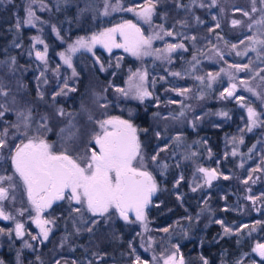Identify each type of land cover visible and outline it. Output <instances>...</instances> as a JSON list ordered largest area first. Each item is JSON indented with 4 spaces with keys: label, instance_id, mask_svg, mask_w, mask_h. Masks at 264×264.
Segmentation results:
<instances>
[{
    "label": "trees",
    "instance_id": "16d2710c",
    "mask_svg": "<svg viewBox=\"0 0 264 264\" xmlns=\"http://www.w3.org/2000/svg\"><path fill=\"white\" fill-rule=\"evenodd\" d=\"M99 1L14 0V3L5 5L0 0V60L3 63L11 62L9 68L14 72V77L19 78L22 85L20 96L22 102L24 101L27 104L36 103L35 107L37 109H43L42 106H39L42 104H49L52 107L55 104L62 109L69 107L74 112L78 109L80 102L85 99V94L92 84H96V87L100 88L103 92L123 87L127 74H130L137 66L135 60L124 51L114 50L109 55H104L105 52L98 51L99 55L103 54L101 55V59L106 64L111 63L109 66L106 65V74L99 73L94 65L87 64L88 57L83 59L77 58V62L84 63L86 66L83 64L80 66L79 63H76L73 66L75 75L70 71L67 73V69L64 67L55 70V65L58 63L56 52L61 47L58 46L56 36L52 33L53 28H44L45 32L42 34L44 44L48 47V65L43 67L36 65V70L34 64L37 62V59L28 57V52L31 50L32 37L37 35L36 29L26 27L22 23L24 6L28 2L34 5L35 10H37L38 19H42L44 22L50 17L59 36L64 38L72 36L75 33L83 35L91 32V30H99L103 27L102 24L107 26L105 23L123 22L130 19L131 12L119 10L120 8L141 7L144 3L147 4L146 2H148V0H110L111 2H116L118 10L113 11L110 17L105 19V17L99 18L95 11L94 6H99ZM251 1L215 0V3H213V0H151L155 5L154 23L151 22L160 26L165 32H171L173 35V39L170 38L172 35H166L164 44L171 41L174 44L179 43L184 45V51L174 55L170 70L179 71L182 67L190 69L194 62V57L197 61L195 69L207 64H209V70L215 68V65L211 62L214 59L212 56L214 55V51L211 50V46L214 48H220L222 45L227 46V52L223 60L235 63L233 50L236 48H233L232 45L243 41L244 38L249 36L250 31L247 28L249 24L240 25V23L233 25L232 18L235 17L246 23V16L239 13V10L243 9L248 12ZM257 1L260 7V0ZM84 8H88L89 10H83ZM193 37L197 39V45H195ZM208 42L209 61L202 55L205 48H202V46H208ZM263 56L264 49L262 51ZM244 57L245 55H241L240 60H246ZM101 65L103 66V63ZM148 66L150 76H155V79L152 81L153 96L143 103L134 105L133 109L142 130L139 133V139L142 146L145 145L147 148L145 154L147 153L146 155H148L150 162H153L151 163V168L153 169L151 174L156 175L157 182H159L158 179L160 182L163 179L162 183L159 182V198L157 197L151 208L147 210L148 218L151 219L150 225L155 231L157 230L154 232V235L160 237L162 230L165 228L173 230L175 225L183 221L185 224L183 227L184 234H191L192 237L188 242L184 241L181 245L183 254H186L188 257L187 261L191 262L185 264H204V261H207L208 264H237L239 261H242V263L238 264H264L263 259L254 256L250 252V246L241 232L227 235L223 231L222 225L217 222L222 221L223 224L235 225L236 228H240V226L248 224L251 221L246 212L256 217L254 209H252L253 205L246 197V185L244 184L245 165L242 166L240 162L241 157L237 158L236 155L231 154L228 156L227 154L229 150L228 137L236 136L237 131H234L233 127L228 126L224 120L215 114L209 118L206 117L207 113H205V109L207 104L200 108L199 106L195 107L194 111H197L196 115L198 114L200 117L202 114L200 123L194 127L196 130L184 132L182 127L174 130L167 125H162L159 122L162 119L161 115L166 116L164 121L170 122L173 117L181 114V106L187 104V98L182 100L180 97L184 93L181 95V90L173 89V85L181 84L188 87V83L186 81L181 82L182 80L175 76H169L166 69L159 64L154 65L151 63ZM262 68V74H264V63ZM66 74H69V80L66 78ZM41 75L44 76L45 80L49 76L56 85V87L48 89L46 91L47 94L42 98L35 93L33 87V81L35 82V78ZM63 84L73 87L75 90L73 94L75 95L62 93L56 98L48 96L57 91L58 86ZM244 93H249V91ZM217 94L218 92L214 90L209 95V113H214L218 107L223 110L230 109L236 117H240L241 113H237L236 109H233L231 101L227 98L225 99L226 102H224L222 100L224 98ZM107 97L109 104L114 102L119 108H127L123 101L116 98L110 99V94ZM197 100L193 99L191 104L194 105V102ZM38 101L39 103H37ZM40 101H44V103ZM1 103L2 101L0 100V113L2 109ZM109 106V109L114 108L113 105ZM192 113L189 110V114ZM77 117L83 119L85 127L95 129L94 124L97 116L90 113L83 116L77 114ZM10 122V119L6 116H0V128L2 125H8ZM234 124L237 126L241 125L240 122L236 123V121ZM154 130L155 134L153 133ZM162 132L165 135L164 137H162ZM157 133H159V136ZM175 135L182 136L184 144L187 146H193L191 147L192 154H189L191 151L185 156L172 153L175 149ZM250 141L249 138L246 139L239 150H242L241 152L244 151V155H242L243 159L245 157L246 159L251 158V149L247 148V144ZM164 144L166 148L162 147ZM257 147L253 150L254 152L258 150ZM167 150L168 153H166ZM153 156H156L155 161L152 160ZM162 157L165 158L161 159ZM161 160L164 167L159 165L161 164ZM207 163H209V167L217 170L219 174L218 178L209 186L207 191H193L191 185L195 175H197V170ZM251 165L261 168V180L264 183L263 163L250 162L249 166ZM160 171H162V175L158 176ZM257 191L264 194V189L261 187ZM206 202H209L213 208L212 214L214 215V217L209 218V225L207 227L204 225L208 223L204 222L208 220V217L202 214V208ZM225 204H229V206L225 208ZM234 205L237 208L241 205L242 210L246 208V211L239 213V211L233 209ZM260 210L262 213L257 216H259V220H262L264 219V209L260 207ZM179 218L182 220L178 221ZM124 226L125 223L117 217L116 225L113 229H109V231L102 229V232H99L101 234L96 233L91 237L89 242L81 241V248H72L71 246L69 260L72 259L73 261H80L82 263H34L28 252L21 254L19 259L16 253L14 254L12 260H18L20 263L2 264H133L137 257V252L142 250L140 246L141 240L137 229L128 231ZM112 230L113 232H111ZM193 230L194 232L192 233ZM96 238H99L101 247L95 245V243H98ZM180 239H182V236L176 235L172 240L177 244L180 243ZM84 246H86V249L82 248ZM87 248H90V250ZM44 254H47V252H43L40 257H44ZM126 255L127 257L125 258ZM138 257L143 258V255ZM198 257L200 260L196 261L195 259ZM242 259L245 260L243 261ZM246 259H250V262L243 263Z\"/></svg>",
    "mask_w": 264,
    "mask_h": 264
},
{
    "label": "rangeland",
    "instance_id": "374dc122",
    "mask_svg": "<svg viewBox=\"0 0 264 264\" xmlns=\"http://www.w3.org/2000/svg\"><path fill=\"white\" fill-rule=\"evenodd\" d=\"M2 1H3V4H5V5L9 4V3H14V0H2ZM107 3H108V14L107 15L104 14L106 0H100L98 2L99 6H94L95 11L97 12L99 18H102V17H105V19L109 18L113 12V6L117 7V4H115L116 2H111L110 0H107ZM146 3H148V2H146ZM258 4L259 3L256 0L255 7L257 8V11L253 12L252 11L253 0L251 1L250 5H249L250 10L248 11L249 15L246 16V19H245L246 23L244 21L242 22V21L238 20L235 17L232 18V20L240 21V23H241V24L239 23L240 25H246V24L251 25V28L249 26H247L248 31H250L249 36L244 38L243 43H241V42L237 43L236 49H234V50L232 49L233 55H234V60H236L235 63L227 62V61L223 60L225 55H226L225 53L227 52V46H224V45H222L220 48L219 47L214 48L213 46H211V50L214 51V55H212L214 57V59L211 62L213 63V65H215L214 66L215 68H212L210 70H209V64H207L203 67H198L197 69H195V65L197 63L196 59L193 60L194 62L191 65L190 69H184L186 67H182L181 69H179V71L170 70V65L173 61L174 55L176 53H179V52L182 53L184 51L183 48H179V47L171 53L162 52V53L157 54V53L153 52L152 55L142 56V57H136V56H133L130 52H126V54H128L129 56H131L135 60L137 66H136V69H134L130 72V74H127V76L125 78L124 85L122 88L126 89V90L128 89V87H129L128 81H129V77L132 75V73H134V72H146L147 78H146V81L144 83V86L147 88V90L149 92L152 93V95L150 97H146L143 101H140L139 99L133 98L134 93H130L129 96L125 97L124 95H122L121 93L116 91L117 88L110 89L109 91L103 92L100 88L96 87V84H92V86L88 88V92L85 94V96H86L85 99L82 102H80V104L78 105V109H76V111H74V112H72L69 107L62 109L60 107H57L55 104L53 107L50 106L49 104H42L39 106H42L43 109H37L35 107L36 103L27 104V103H24V101L23 102L21 101L20 96L22 93V89H21L22 85L20 83L19 78L14 77V75H15L14 72L9 68V66H11V62L10 63H7V62L3 63L0 60V100L2 101L1 113H3L2 116H6L11 121L8 125H2V127L0 128V138L5 139L7 142L6 146L3 149H0V163H2L3 157H5L7 160L10 159L11 154L15 151L16 145H19L22 142L26 143L27 139L31 136H34V135L43 136L49 143L53 144L55 151H62L65 148H67L71 151L72 154H75V156L76 155L83 156L86 151H90L91 148L94 146V141L92 138L95 135V133L99 131V126H98L97 121L107 119L108 117H119L120 119L130 120V122L134 126L137 127V129H138L137 134L139 137V133L142 130H141L139 122L137 121V116L135 115V110L133 109V107H134V105L143 103L146 100H149L152 98V96H153L152 81L155 79V76H150L148 65L151 63H153L154 65L159 64V65L163 66L164 69H166V71L169 73V76H175L176 78L181 79L182 80L181 82L186 81L188 83V87L180 84V85H173V87H174L173 89L181 90V91L184 89H189V91L184 92V95L181 94L182 96H180L182 100H184V98H187V100H186L187 104L182 105L181 109H180V113H183V114L182 115L179 114L177 117H173L170 122L164 121L166 116L161 115L162 119L160 120V118H159V120H160L159 122L162 125H167L169 128H172L174 130H177V129L182 127V129H184V132L196 130L194 127L200 123L202 114L200 117L198 116V114L196 115L197 111H194L195 107L199 106V108H200V107H203L205 104H207L206 109H205V113H207L206 117L209 118V117L213 116V114H215L220 119L224 120L228 126L233 127L234 131H237L236 136H229L228 137L227 143L229 145V150H228L227 154L229 156V155H231V154L233 155V153H235L237 158L241 157L240 162L242 163V166L245 165L244 184L246 185L245 186L246 187V194H247L246 197H247V199L250 200V203H252V205H253L252 209H254L253 211H254V214L256 215V217L253 216L251 213L247 214V212H246V215L249 216L251 221L248 224L240 226V228H236L235 225H229L226 223H224V224L220 223V224L222 225L223 229H225V228L230 229V232L226 233L227 235H232V234H236L238 232H241L243 234L244 238H246V241L250 246V250H251L250 252H252V254L254 256L264 260V258L260 257L258 252L254 251L257 244H264V237H263L264 219L259 220L260 218H259V216H257V215H261V213H262V211L260 210V207H262L264 209V194H261V192L257 191L260 187L264 189V183H262V180H261L262 170H261V168H259V166H255V167H253L252 165L249 166L250 162H256V163L262 162L264 165V118H263L264 117V74H262V71H263L262 66L264 63V59H263L264 56L262 57V51L264 49V46H261L258 44L252 45L248 39L249 37H254L256 39H264V27L255 23V21L260 20L262 17H264V4L260 3V7ZM145 5L146 4L144 3V5L141 7L133 8V9H135V11H132L130 19H127L125 21H131L132 23L136 24L141 29V31L143 32V34L145 36H152V35L159 34L161 37H163L162 39H154L153 40V42H152L153 49L163 50L166 48V46L168 44H174L171 41L164 44V38L166 36L164 34L165 31L162 30V28L160 26L153 24L154 23L153 22L154 12H153V15L151 18V21L153 23L151 21L145 22L144 19H142L141 17H139L137 15V12H139L140 9L142 7H144ZM29 9H31L32 13L34 14L32 17V23L31 24L26 23V20L29 18L28 17ZM117 9H118V7H117ZM83 10L87 11L89 9L84 8ZM244 12H246V11L243 9L239 10V13H241V14H243ZM125 21L119 22V23L109 22L111 24L105 23L107 26L102 24L103 27H101V29H99V30H91V32H87L83 35H79L78 33H75L72 35L73 37L68 36V37L64 38V37L59 36L57 30L54 28V24L50 20V17H49V19L45 20L44 22L42 21V19L41 20L38 19L37 10H35L34 5H32L31 3L28 2L26 4V6H24L22 23L26 27H33L37 31V35H34V37H32L33 39L31 40V48H30L31 50L28 52V57H30V58L34 57V59L36 60L37 59V56H36L37 52H45V44H44V41L42 39L43 38L42 34L45 32L44 28L49 27V28H53L52 33H54V35L56 36L58 46L61 47L59 49V51L56 52V55L58 57L57 58L58 63H57V65H55L56 66L55 70H57L58 68L60 69V67H64L67 69V73H69V71L73 72L74 71L73 66L76 63H79V62H77V58L83 59L85 57L86 58L88 57L90 60L88 59L87 64H90L91 66L94 65L96 70L99 71V73L106 74L107 73V69H106L107 66L106 65L109 66V65H111V63L106 64L104 62V60L101 59V55H103V54L99 55L98 51L99 52L100 51L105 52L104 55H107V54L109 55L110 52L108 51V49L103 47L102 44H99V43L95 44L94 46H92L91 51H89L87 48H80L75 53H68L69 46L75 44V42L79 38H84L85 40H89L94 34H99L100 32H103L105 29L115 27L116 25L122 24ZM77 25H81V24H77ZM37 27H39V28H37ZM40 31H42V33H40ZM170 38L173 39V35ZM117 40H118V42H120L119 36L117 37ZM39 41H43V43H40ZM194 43H195V45H197V39L196 38H195ZM175 44L179 45V43H175ZM207 45L208 46H202V48L205 47L203 49L204 53H202V55H204L209 61V57H208L209 56V42ZM253 47L256 48V51L251 50ZM114 50L124 51L123 48H112L111 52ZM237 52H240V53L246 52L247 54L244 57V59H246V60L241 61L240 60L241 55H237ZM61 53L71 55V67H69L67 64L64 63V60L62 59V57L60 55ZM48 56H49V53H48V47H47L45 59L44 60L37 59V62L34 64L36 70H37L36 65H39L40 67L48 65V63H49L47 61ZM101 63H103V66L101 65ZM82 64L84 65V63H79L80 66ZM235 64H241V65L249 64L250 69L246 70V71L237 72L235 70V68L230 67L231 65H235ZM84 66H86V65H84ZM42 71H44V70H42ZM172 73H179V75H173ZM209 73H211L216 78L214 80L209 79V76H208ZM217 73H219V75H217ZM229 75L233 76L234 79L230 80ZM197 77H203L204 79H203V81H201V80H198ZM66 78L69 80V74H66ZM241 81H244V83L242 84ZM33 83H34L33 87H34L35 93L41 98L45 97V95L47 94L46 91L48 89H51L52 87H56L53 80L51 78H49V76H48L47 80H45L44 76H42V75L38 76L35 78V82L33 81ZM232 83H235L237 85V88H236V91L234 93V96L233 97H227V98L229 101H231L230 103H231L233 109H236L237 113H241L240 117L239 116L236 117L230 109H224L223 110L222 108L220 109L218 107L216 108V111L214 113H212V112L209 113V108H208L209 97H210L209 95H211L214 90L218 92L217 95H221V93L224 92L225 89L228 88L230 86V84H232ZM65 85L66 84L58 86L57 91L49 94L48 96H51L52 98H56L58 96V93H60V94L67 93L68 95H69V93L71 95L73 93H75V90H73L74 89L73 87H71V86L65 87ZM248 88H252L256 94H253V92L244 93V92L248 91L247 90ZM3 93H7V95H4ZM109 94L111 95L110 99L116 98L117 100L123 101L126 104L127 108H119L116 105V103H114V102L109 104V102L107 101V100H109L107 97V96H109ZM73 95H75V94H73ZM236 97H243L244 99L243 100H237ZM222 98H224L222 100H224V102H226L225 99H227V98H225V97H222ZM193 99H198L196 102H194V105L191 104ZM200 99H204V100H200ZM40 102L44 103V101H40ZM37 103H39V101ZM109 105H113L115 109L114 108L109 109L110 108ZM46 106H48V107L46 108ZM249 106L252 107L257 112V123L255 126H251L249 119H248L247 108ZM189 110L193 113L189 114ZM61 111L63 112L62 115H61ZM29 112L31 113V117H30L29 121L27 122L28 126L25 127V121H24L23 117L21 116V113H23L24 115H28ZM90 113L97 116V119L95 122L96 125L94 124L95 129H88L87 127H85L83 125V119H79L77 117V114H79L80 116H83V115H88ZM222 113H227V115H222ZM55 117H57L59 119H56ZM206 117H205V119L207 120ZM238 118H239V120H238ZM60 120H62V121H60ZM235 121H236V123L240 122L241 125H238V126L235 125L234 124ZM42 125H46L47 129L42 127ZM250 126L252 128L251 131L248 130V128ZM5 130L7 131L6 136H4ZM25 133H27V135H25ZM153 133L155 134V130ZM164 136L165 135L162 132V137H164ZM69 137H71V138L69 139ZM248 138L251 140L247 144V148L251 149V152H250L251 158L246 159V157H245L243 159L242 155H244L243 154L244 151L241 152L242 150L241 151H239V150L241 149L242 143H244L246 141V139H248ZM174 139H175V149L172 151V153H174L176 155L185 156V155H188L189 151H191L189 154H192L193 151H192L191 147H193V146H187L186 144H184V141H183L184 139L182 138V136L175 135ZM235 139H237V140H235ZM140 143H141V140H140ZM192 145H195V144H192ZM256 146H258L257 147L258 150H256L254 152L253 150L255 149ZM162 147H165V144ZM141 148H142V153H143L144 158H145L144 163L146 165V168L149 172H151L153 170L151 168V166H152L151 163H153V162H150L148 155H146L147 153L145 154V151L147 152L146 146L145 145L142 146V144H141ZM187 149H190V150L187 151ZM168 150L166 151V153H168ZM164 158L165 157H162L161 159H164ZM208 164L209 163H207L205 166L198 168L197 175H195V177L192 181V185H191L192 189L199 190L201 192H203V191L205 192V191H207L209 186H211L215 182V180H217L218 175H219L217 170L215 168L209 167ZM159 165L160 166L164 165V164H162V160H161V164H159ZM200 168H205V169H209V170H212V169L216 170L217 177H216V179L211 181L210 185L205 182L204 173L199 171ZM152 175L156 181L157 180L156 175L153 173H152ZM161 175H162V171L159 172L158 176H161ZM158 181L160 182L159 179H158ZM162 181H163V179H161L160 183H162ZM159 182L156 181L157 191L153 194V203L157 197L159 198L158 195H160L159 194V189H160V183ZM8 183H10L9 180H8ZM13 189H14L15 194H14V198H13L14 201L12 200V202L10 204L12 206V208H14L15 204L17 203V200H16L17 193H16L14 182H13ZM1 202H3V201H0V207H2L4 205ZM235 205H236V203H235ZM235 205H234L233 209H236L237 211H239V213H244L246 211V208H244L242 210L241 205L239 208L235 207ZM209 206H210L209 202H206L202 208L203 209L202 214L205 215L206 217H208V220L206 222H204V223H208V224L204 225L206 227L209 225V218L214 217V215L212 214L213 208L211 206L210 207ZM228 206H229V204H225V208ZM147 210H145V214H146V220L145 221L141 222V221L136 220L135 215H134V216L129 218L128 222H126L125 226H124V228L128 231H131L133 229H137L139 232V238L141 240L140 246L143 250V252H142V250H140V252H137L138 253L137 257L140 255H143V258H139L140 261L141 262L146 261L147 264H164V261L170 255L175 253L177 261L182 258L184 261V264L187 262L191 263V262L187 261L188 257L186 256V254H183L182 249H181V245L184 243V241L188 242L189 239L192 238L191 234H189V235L184 234L185 232H183V227L185 226V224L183 221H180L182 219L181 218L178 219V221H180V222H179V224L174 226L173 230L168 229L167 232L162 230L160 237H156L154 235V232H156L157 230L155 231L151 227V225H150L151 219L148 218L149 216H148ZM80 218H82L81 215H80ZM111 222L112 221H110L109 218L105 219V221L103 222L104 225H102L101 229H103L104 231L105 230L109 231V229H113L114 221L112 223ZM105 223H106V225H105ZM107 224H110L111 227L107 226ZM101 229L100 228L96 229L95 230L96 233L98 234L99 232H102ZM12 231H13L12 235L0 233V251L3 248V244H4L5 240H7V241L11 240L13 243L16 244V238H15V236H17L16 235V226H15L14 230H12ZM111 232H113V230ZM193 232H194V230L192 231V233ZM100 234L101 233H99V235ZM176 235L182 236V239H180V243H177V244H175L172 240L173 237ZM76 236L79 238V235H76ZM90 236L91 235H89L88 238ZM93 236L94 235H92V237ZM84 237H85V235H84ZM81 238H83V236ZM96 239L98 240V243H95V245L101 247V243L99 242V238H96ZM26 244H28V243H22L19 247H17L15 249L13 254L16 253V256L18 259L20 258V255L24 253V251L30 249V247H27ZM186 244H188V243H186ZM12 246L14 247V244H12ZM85 247L86 246H84L82 248L86 249ZM61 249H62V247H60V250ZM87 249L90 250V248H87ZM16 250H18V251L16 252ZM42 254H43V252L41 253V255ZM126 257H127V255L125 256V258ZM136 258H135L133 264H136ZM42 259H45V255ZM195 260L198 261V260H200V258L198 257ZM242 260L244 261L245 259H242ZM249 260L250 259H246V261L243 263H248V262H250ZM0 262L6 263L2 259H0ZM76 262L82 263L80 261H73L72 259L69 260V263H76ZM240 262L242 263V261H239V262H237V264ZM13 263H20V262L18 260H16V261L13 260ZM29 263H31V262H29ZM38 263H40V262H38ZM42 263H44V262H42ZM83 263H85V262H83ZM225 263H227V262H225Z\"/></svg>",
    "mask_w": 264,
    "mask_h": 264
},
{
    "label": "snow or ice",
    "instance_id": "6c2138e0",
    "mask_svg": "<svg viewBox=\"0 0 264 264\" xmlns=\"http://www.w3.org/2000/svg\"><path fill=\"white\" fill-rule=\"evenodd\" d=\"M213 3H215V0H213ZM255 3L256 0H253V12L257 11ZM260 3L264 4V0H260ZM154 8L155 5L151 0H148V3L137 12V15L144 19L145 22H150ZM115 10L118 9L113 6V11ZM119 10L135 11L133 8H120ZM104 14H108L107 0ZM33 15L31 9H29V18L26 23H32ZM243 15L248 16L249 13L244 12ZM232 23L237 25L240 21L233 20ZM255 23L264 27V17L255 21ZM249 27L251 28V25ZM164 34L172 35L171 32H165ZM118 36L120 42L117 40ZM162 38L159 34L145 36L136 24L131 21H125L115 27L105 29L99 34H94L89 40L84 38L77 39L75 44L69 46L68 53H75L80 48H87L91 51L92 46L97 43L102 44L109 52H111L112 48H123L125 52H130L136 57L152 55L153 52L157 54L162 52L171 53L178 47H184L183 44H168L163 50L153 49V40ZM248 39L252 45L264 46V39H256L254 37H249ZM39 42L43 43V41ZM232 47L236 48L237 46L232 45ZM251 50L256 51V48L253 47ZM46 51L47 46H45V52H37V59L44 60ZM246 54V52H237V55ZM60 55L64 63L71 67V55L65 53ZM230 67L235 68L237 72L250 69L249 64H235ZM73 74L75 75V71H73ZM172 74L179 75V73ZM208 76L211 80L216 78L211 73ZM146 78V72H134L129 77L128 89L117 88L116 91L125 97L129 96L130 93H134L133 98L143 101L146 97L152 95L144 86ZM197 79L203 81L204 78L197 77ZM229 79H234V77L229 75ZM241 83L243 84L244 81H241ZM236 88L237 85L235 83L230 84L221 93V96L225 98L233 97ZM247 90L256 94L252 88ZM187 91L189 89H184L180 94ZM3 94L7 95V93ZM236 99L243 100L244 98L236 97ZM247 111L250 125L255 126L257 123V112L250 106ZM62 114L63 112L61 111ZM0 115H3V113H0ZM222 115H227V113H222ZM21 116L25 121V127H27L31 113L29 112L28 115L21 113ZM97 123L99 131L92 138L94 146L90 151H86L83 156H74L67 148L62 151H55L53 144L49 143L41 135L31 136L26 143L22 142L16 145L15 151L11 154L10 158L14 172L19 176L26 188L28 200L36 212L34 222L40 228L44 239L48 238L50 231L45 225L52 221L42 219L41 214L50 208L54 202L61 200H67L70 203L75 202V204L80 205V207L74 209L78 213L83 208L93 216L108 217L112 211H115L119 213L121 218L128 221L129 213L132 212L135 214L136 220L141 222L146 220L145 209L151 203V198L157 191V184L144 163L145 158L137 134V127L130 120L120 119L119 117H108L97 121ZM251 126L248 128L249 131L252 130ZM42 127L47 129L46 125H42ZM6 135L7 131L5 130L4 136ZM157 135L159 136V133ZM6 143L5 139L0 138V149H3ZM152 160L155 161L156 156H153ZM199 171L204 173L205 182L209 185L217 177L215 169L200 168ZM5 179L12 180V177L0 176V181ZM7 198L8 189L0 186V201ZM0 218L5 220L12 219V217L5 215L2 207H0ZM217 222L222 223V221ZM23 230L24 225L17 223L16 235L22 236ZM88 230L91 231V228ZM164 231L167 232L168 229L165 228ZM224 231L228 233L230 229L225 228ZM0 232H3V229H0ZM33 239H36V237H33ZM26 246L31 247L30 244H26ZM254 251L264 258V244H257ZM136 264H147V262H141L139 257H137ZM164 264H184V262L182 258L177 261L175 253H173L164 261ZM204 264H208V262L204 261Z\"/></svg>",
    "mask_w": 264,
    "mask_h": 264
},
{
    "label": "flooded vegetation",
    "instance_id": "af4514ba",
    "mask_svg": "<svg viewBox=\"0 0 264 264\" xmlns=\"http://www.w3.org/2000/svg\"><path fill=\"white\" fill-rule=\"evenodd\" d=\"M73 155L75 156V154ZM0 176L12 177V180H9L11 184L8 183L7 179L0 181V186L8 189V198L1 202L4 204L2 209L5 215L12 217V219L7 220L0 218V229H3V232L0 233L12 235V230H14L17 223L24 225L23 235L15 236L16 244L11 240L4 241L3 248L0 251V259L6 263H13V253L22 243H28L31 245L30 249L24 251V253L29 252L33 262L35 263H69V252L71 246L72 248H81V241L84 240L89 242L92 235H95V230L102 228L105 219L109 218L110 221H114V227L116 225L117 217L124 223L128 222L121 218L119 213L115 211L111 212L108 217L93 216L90 212L83 208L79 213L74 211L75 208L80 207V205L75 204V202L70 203L67 200L56 201L50 208L46 209L41 214L42 219L52 221L51 223L45 225V227L50 229V231L48 238L44 239L40 228L34 222L36 212L28 200L27 191L23 182L14 172L11 158L9 160L5 157L2 158V163H0ZM13 182L15 183L17 193V203L14 208L10 205L15 194ZM80 215L82 218H80ZM132 216L134 215L129 214V218ZM107 226L111 227L110 224H107ZM89 228H91V231L88 230ZM76 235H79V238ZM89 235L91 236L88 238ZM82 236L83 238H81ZM33 237H36V239H33ZM12 244H14V247ZM60 247H62L61 250ZM17 251L18 250H16V252ZM42 252H47V254H44L46 255L45 259L40 257Z\"/></svg>",
    "mask_w": 264,
    "mask_h": 264
},
{
    "label": "water",
    "instance_id": "95a60500",
    "mask_svg": "<svg viewBox=\"0 0 264 264\" xmlns=\"http://www.w3.org/2000/svg\"><path fill=\"white\" fill-rule=\"evenodd\" d=\"M152 204H153V196H152V198H151V203L148 205V207H147L145 210L151 208ZM129 214L135 215V214L132 213V212H130Z\"/></svg>",
    "mask_w": 264,
    "mask_h": 264
},
{
    "label": "bare ground",
    "instance_id": "6f19581e",
    "mask_svg": "<svg viewBox=\"0 0 264 264\" xmlns=\"http://www.w3.org/2000/svg\"><path fill=\"white\" fill-rule=\"evenodd\" d=\"M150 209V208H149Z\"/></svg>",
    "mask_w": 264,
    "mask_h": 264
}]
</instances>
